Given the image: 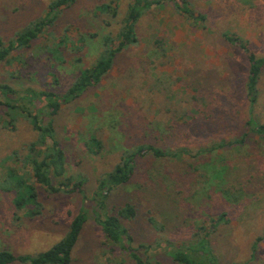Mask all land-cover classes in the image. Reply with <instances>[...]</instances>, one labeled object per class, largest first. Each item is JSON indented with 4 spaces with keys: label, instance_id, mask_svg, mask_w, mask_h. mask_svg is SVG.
Wrapping results in <instances>:
<instances>
[{
    "label": "rangeland",
    "instance_id": "obj_1",
    "mask_svg": "<svg viewBox=\"0 0 264 264\" xmlns=\"http://www.w3.org/2000/svg\"><path fill=\"white\" fill-rule=\"evenodd\" d=\"M48 2L0 0L3 41L42 16ZM109 2L117 6L116 17L97 9ZM129 3L76 0L63 8L31 47L13 51L0 62V83L16 88L14 98H21L26 86L63 93L79 70L100 54L102 34L120 28ZM175 3L164 0L147 10L136 23L137 41L118 52L97 85L64 103L55 117L68 174L74 182L82 180L81 192L39 188L36 213L15 207L13 191L3 189L7 170L28 171L23 148L36 134L25 117L12 119L13 114L0 107V250L37 254L48 249L65 234L80 205L92 211L97 179L113 169L123 150L153 144L186 152L179 159L137 156L131 179L109 193L108 212L116 213L127 202L136 208L133 220H122L133 235L130 246L151 264H176L166 253L167 243L183 246L198 222L208 225L226 213L228 222L209 236L219 264H264V137L246 124L250 114L264 124V68L251 106L244 91L247 53L241 47L264 56V0H188L185 7L194 17L203 15L202 20L187 17ZM60 39L65 40L60 60L43 53L42 46ZM156 39L162 41L160 47ZM17 55L25 63L11 59ZM90 135L101 141L98 151L87 147ZM235 140L243 141L232 143ZM224 141L231 144L218 147ZM214 169L221 177L211 175ZM227 186H233L230 195L221 191ZM69 264L134 261L105 240L90 214Z\"/></svg>",
    "mask_w": 264,
    "mask_h": 264
},
{
    "label": "trees",
    "instance_id": "obj_2",
    "mask_svg": "<svg viewBox=\"0 0 264 264\" xmlns=\"http://www.w3.org/2000/svg\"><path fill=\"white\" fill-rule=\"evenodd\" d=\"M163 1L130 0L120 28L114 34L110 31L102 34L100 54L90 66L79 70L78 75L63 93H56L51 90H37L26 86L22 92L23 96L14 98V95L18 94L16 88L8 83H0V107H4L7 114L12 113V119L19 115L25 117L36 134L35 139L23 148L25 153L22 160L28 167V171L26 173H18L13 168L7 170L6 180L8 185L3 187V189L13 191V204L16 208H27L30 213H36L35 207L39 205L37 201L39 188L49 193L82 191V180L78 179L74 182V176L68 174L66 153L56 138L55 117L64 103L76 100L88 88L97 85L101 81L111 69L118 52L137 41L135 27L140 17L153 6L162 5ZM75 2L76 0H49L45 13L18 30L13 38L5 43L0 37V62L7 60L13 51H23L31 47L33 42L54 24L59 12ZM185 4L188 5V0H181V3L176 0L175 7L185 12L189 18L195 20L204 18L203 15L194 17L191 9H187ZM97 9L100 14L116 17L117 6H113L111 2L103 3ZM105 23L110 24L111 22L105 21ZM64 36L67 37L66 35ZM64 41L60 39L52 45H45V49L42 46L43 53L51 59L60 60V47ZM155 42L160 47L162 41L156 39ZM241 45L247 53L248 61V74L244 83V91L248 103L253 106L259 94L258 83L260 72L264 68V56H256L249 51L246 45L242 43ZM11 59H16L19 63H25L19 55ZM246 124L249 131L264 137V124L257 122L252 114H250ZM241 141L243 140H235L232 143L238 144ZM85 143L90 151H98L102 144L95 135H90ZM230 144L224 141L218 147L222 148ZM211 150L213 148L201 149L198 153ZM185 152L186 150L182 148L173 151L153 144H141L131 149L123 150L118 163L113 169L97 179L94 196L95 204L91 212L83 205H80L77 213L70 220L65 234L48 249L40 253L15 254L7 249L0 250V264H11L13 262L25 264H69L72 259L74 246L90 214L100 227L107 242L124 249L134 261V264H151L148 258L141 257L136 252V248L130 246V243L133 242V235L122 222L124 219L131 221L136 217L135 206L127 202L122 207H119L116 213H110L106 209V200L112 190L125 185L131 179L137 156L149 153L156 158L170 157L179 159ZM14 153L16 154V151ZM211 175L221 177L218 169H214ZM232 187L227 186L225 189L222 188L221 191L225 195H230ZM225 215L226 213H221L217 220L211 218L208 225L203 224L205 221L198 222L194 226L195 230H193L192 237L185 241L181 247L172 248L174 247L172 242L167 243L169 249L166 250V253L168 257L176 264H219L218 257L210 244L209 236L219 224L228 222ZM149 220L156 229L160 228L156 219L150 217ZM139 246L144 245L141 244ZM145 247L150 248L151 245H145ZM229 264L243 263L231 262Z\"/></svg>",
    "mask_w": 264,
    "mask_h": 264
}]
</instances>
